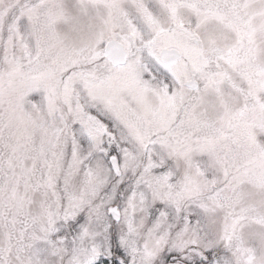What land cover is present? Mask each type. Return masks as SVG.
I'll return each mask as SVG.
<instances>
[{
  "label": "snow or ice",
  "instance_id": "snow-or-ice-1",
  "mask_svg": "<svg viewBox=\"0 0 264 264\" xmlns=\"http://www.w3.org/2000/svg\"><path fill=\"white\" fill-rule=\"evenodd\" d=\"M0 264H264V0H0Z\"/></svg>",
  "mask_w": 264,
  "mask_h": 264
}]
</instances>
